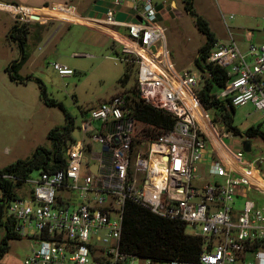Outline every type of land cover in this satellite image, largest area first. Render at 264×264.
Returning a JSON list of instances; mask_svg holds the SVG:
<instances>
[{
    "label": "built area",
    "instance_id": "1",
    "mask_svg": "<svg viewBox=\"0 0 264 264\" xmlns=\"http://www.w3.org/2000/svg\"><path fill=\"white\" fill-rule=\"evenodd\" d=\"M125 1L140 20L119 30L113 7L103 18L92 19L61 0L41 6L0 0V10L15 23H84L82 17L92 20L93 27L114 31L116 36L108 35L119 44L115 58L134 63L133 98L175 119L168 130H151L152 124L137 120L129 87L81 112L78 138L67 141L64 164L38 170L36 177L29 173L12 198L3 201V221L36 243L21 264H264V205L247 197L249 191L264 196L258 157L247 158L242 147L233 151L223 143L232 131L200 101L203 74L176 69L169 57L157 22L161 6L154 0L113 4ZM227 33L229 40H216L206 58L226 70L225 83L214 96L233 107L250 103L264 116V44L248 43L242 51L229 29ZM52 66L61 76L73 72L57 62ZM15 180L0 170V182ZM126 202L184 227L199 225L200 232L190 233L204 241L198 259L153 263L121 250Z\"/></svg>",
    "mask_w": 264,
    "mask_h": 264
},
{
    "label": "rangeland",
    "instance_id": "2",
    "mask_svg": "<svg viewBox=\"0 0 264 264\" xmlns=\"http://www.w3.org/2000/svg\"><path fill=\"white\" fill-rule=\"evenodd\" d=\"M1 1L41 6L52 0ZM61 1L74 4L81 13L87 5V0ZM155 1L162 5L157 22L163 29L169 57L175 68L197 70L193 58L197 48L205 41V34L197 29L194 16L184 9L182 0ZM192 9L206 21L217 40L228 41L229 29L242 51L248 43L264 44V0H193ZM135 18L140 20L138 15ZM13 23L7 12L0 10V168L17 158L29 156L37 145L49 146L47 130L64 122L63 112L57 106L42 101L38 82L34 78L17 83L10 80L4 70L9 60L19 54L17 41L8 40L5 36ZM26 23L31 33L38 30L42 34L39 38H34L31 33L27 37L25 49L30 59L23 65L22 73L38 77L47 96L63 104L75 125L80 121L81 112H86L114 92L134 86V66L128 71L123 85L117 82L124 71V62L115 58L119 44L105 36L108 33L104 30L86 23L56 19ZM247 32H250L249 36ZM54 62L69 67L73 72L59 75L52 66ZM232 122L239 132L222 140L233 151L241 148L244 138L241 132L246 127L259 124V129L264 130L262 112L255 110L250 103L234 107ZM247 139L250 150L245 152V156L250 159L258 157L256 167L264 177V142L260 135ZM204 168L200 169L203 174L206 173ZM30 175L36 177L38 169H32ZM23 194L27 197L28 191L24 190ZM247 197L264 205V196L249 191ZM243 199H237L236 206L239 207ZM184 231L189 234L200 232V226H186ZM3 233L4 228L0 226V237ZM7 244L0 264H21L22 258L36 243L22 235L9 238Z\"/></svg>",
    "mask_w": 264,
    "mask_h": 264
},
{
    "label": "trees",
    "instance_id": "3",
    "mask_svg": "<svg viewBox=\"0 0 264 264\" xmlns=\"http://www.w3.org/2000/svg\"><path fill=\"white\" fill-rule=\"evenodd\" d=\"M193 0H182L184 9L194 16V23L199 31L205 34V41L197 48L193 58L197 69L203 74L204 82L198 90V96L203 106L212 110L215 117H220L226 129L232 133H238V129L232 122L234 107L226 105L222 100L215 98L217 88L221 87L226 80V70L223 67L207 61L208 53L217 40L209 30L206 21L192 9ZM40 26V24H39ZM31 31L27 23H13L6 32L8 40L17 41L19 48L18 57L9 60L4 70L10 80L17 83H24L28 79L34 78L38 82L39 94L42 101L47 105L57 106L64 116V122L60 125L50 127L46 132V137L50 145H37L31 154L25 158H17L0 168L1 171L11 173L16 180L0 182L3 192L0 198V226L4 228V233L0 237V258L7 250V240L16 235L9 225L2 219L3 201L12 198L14 189L19 186L24 178L34 168L38 170H51L61 167L64 164V150L68 140H72V131L76 126L72 116L66 111L63 104L46 94L44 84L38 77L32 75H21L18 73L21 65L28 58L29 53L25 49L27 37ZM31 35L39 38V31L34 30ZM134 66L132 61L124 63V71L117 78V82L123 85L128 78V71ZM131 98L136 94L135 88L130 87ZM134 114L137 120L153 125L151 130H168L174 124V117L166 110L152 106L142 100L133 98ZM243 137L260 135L264 142V131L259 129V124L250 125L241 132ZM184 225L177 220L167 219L158 216L147 208L133 202L124 204L122 217V228L120 235V248L128 253H133L140 257L149 258L153 263L166 262L170 260H181L193 262L198 259L203 248V238L184 231Z\"/></svg>",
    "mask_w": 264,
    "mask_h": 264
},
{
    "label": "crops",
    "instance_id": "4",
    "mask_svg": "<svg viewBox=\"0 0 264 264\" xmlns=\"http://www.w3.org/2000/svg\"><path fill=\"white\" fill-rule=\"evenodd\" d=\"M46 1V0H44ZM155 1V0H154ZM155 3H157L155 1ZM24 4V3H21ZM159 6L162 5L157 3ZM24 5H28V6H38V5H29V4H24ZM76 7V6H75ZM113 7L115 10V18L116 20L119 22V26H117L116 28H118L119 30L123 29V26L125 23L134 20V18L137 15V11H135V9H133V7L131 6L129 1H125L123 2L121 5L116 6L113 4V0H87V5L85 6V8L83 9V12L86 16H88L89 18L95 19V18H103L104 13L106 11V9ZM80 11V10H79ZM80 20L88 25L91 26H97L95 25V23L87 18H82L79 17ZM73 23V22H70ZM104 31L108 34L114 35L116 36L117 34L109 29L104 28ZM42 31H39V37H41V33ZM108 34H105V36L110 37ZM50 37V35H49ZM111 38V37H110ZM112 39V38H111ZM113 40V39H112ZM220 41V40H219ZM30 59V54L28 55V58L26 59V61L21 65V67L18 70V73L21 75H31V74H27V73H22V69H23V65ZM200 167H205V164L202 163L200 165ZM205 169V168H204Z\"/></svg>",
    "mask_w": 264,
    "mask_h": 264
},
{
    "label": "water",
    "instance_id": "5",
    "mask_svg": "<svg viewBox=\"0 0 264 264\" xmlns=\"http://www.w3.org/2000/svg\"><path fill=\"white\" fill-rule=\"evenodd\" d=\"M72 136L77 139L78 138V128L75 126L73 131H72ZM241 147L242 149L247 152L250 150V141L247 138H243L241 141ZM92 167H95V165L93 164Z\"/></svg>",
    "mask_w": 264,
    "mask_h": 264
}]
</instances>
